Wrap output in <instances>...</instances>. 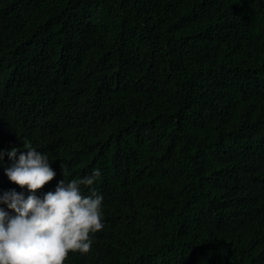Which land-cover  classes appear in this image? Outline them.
I'll return each instance as SVG.
<instances>
[{"label": "trees", "instance_id": "1", "mask_svg": "<svg viewBox=\"0 0 264 264\" xmlns=\"http://www.w3.org/2000/svg\"><path fill=\"white\" fill-rule=\"evenodd\" d=\"M25 138L37 195L100 170L65 264H264V0H0V149Z\"/></svg>", "mask_w": 264, "mask_h": 264}, {"label": "clouds", "instance_id": "2", "mask_svg": "<svg viewBox=\"0 0 264 264\" xmlns=\"http://www.w3.org/2000/svg\"><path fill=\"white\" fill-rule=\"evenodd\" d=\"M5 156L4 173L22 190L0 194V264H65L69 253H87L103 228V196L94 186L100 170L68 180L63 171L54 190L37 195L56 175L53 161L27 138L22 149H0V164Z\"/></svg>", "mask_w": 264, "mask_h": 264}]
</instances>
